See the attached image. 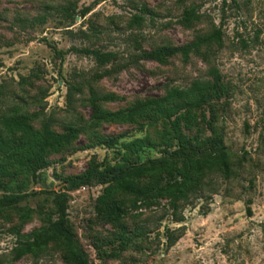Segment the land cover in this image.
I'll return each mask as SVG.
<instances>
[{
	"label": "rangeland",
	"instance_id": "obj_1",
	"mask_svg": "<svg viewBox=\"0 0 264 264\" xmlns=\"http://www.w3.org/2000/svg\"><path fill=\"white\" fill-rule=\"evenodd\" d=\"M85 7L89 10L82 14ZM188 8L199 17L185 25L181 17ZM134 15L143 16L140 24L133 22ZM216 29L218 41L187 57L176 53L156 61L143 56ZM82 49L114 55L100 64ZM212 68L225 89L211 102L215 125L235 163L234 174L224 177L217 165L204 169L176 201L165 195L134 205V193L113 189L109 198L125 209L116 221L100 213L106 203L98 197L106 185L67 189L69 178L117 160L116 150L99 144L98 137L147 136L155 146L141 152L143 159L176 144L150 111L132 121H92L93 101L107 111L128 107L171 87L212 83ZM3 114L26 115L37 130L44 123L56 132L76 127L78 135L47 151L48 165L34 179L12 165L6 177L0 171V181L8 183L0 195L31 194L17 207L0 211L2 264H72L65 241L57 237L14 258L21 242L56 218L54 194L45 191L61 194L65 224L92 264H264V0H0ZM183 115L181 133L194 143L211 135L209 107L190 110V122ZM156 176L163 179L164 173Z\"/></svg>",
	"mask_w": 264,
	"mask_h": 264
},
{
	"label": "trees",
	"instance_id": "obj_2",
	"mask_svg": "<svg viewBox=\"0 0 264 264\" xmlns=\"http://www.w3.org/2000/svg\"><path fill=\"white\" fill-rule=\"evenodd\" d=\"M68 10V8H66ZM89 7L82 9L86 13ZM143 12L147 11L142 7ZM199 17L195 8L185 9L181 22L190 25ZM142 15H134L133 22L140 24ZM221 31L216 29L210 34L198 36L192 42L171 46L163 45L157 49L143 54L144 57L156 61H163L167 56L180 53L187 57L190 52L198 50L202 45L210 41H218ZM85 54H91L100 64L108 62L114 55L112 52L100 50L82 49ZM213 82L206 83L196 80L188 88L171 87L156 98L137 101L135 104L107 111L99 107L93 101L91 119L94 122L102 120L132 121L136 116L150 111L156 120L163 124V133L176 139L174 147L166 146L160 149L158 157L142 158L141 152L147 146H155L147 136L134 137L120 141L124 135H106L98 137L99 144L108 148H114L117 160L104 168L95 164L84 172L67 180L68 190H74L82 186L93 184L106 185L104 193L98 198L106 203V208L100 213L111 221H116L125 213L124 207L117 200L110 199L113 189H121L132 192L135 195L134 205L138 202L152 203L160 196L171 195L176 201L183 197L188 183L194 181L195 176L201 174L204 169H210L217 165L224 177L228 178L235 173V163L230 160V154L224 144L222 131L215 125L216 115L211 102L219 100L225 89L222 77L216 68H212ZM102 99H108L103 96ZM209 107L210 117L207 120V128L211 135L197 137L194 143L191 138L181 133L180 112L184 111L186 122H190L188 112L199 106ZM78 135V128L69 127L67 131L56 132L50 129L48 123H44L40 130L35 129L26 115H0V171L3 177L9 174L7 165H12L15 170H20L25 175L36 178L38 172L48 165L45 155L47 151H57ZM158 172L164 173V178L157 177ZM148 175L154 177L147 183L140 180ZM7 181H0L1 188H7ZM113 185V186H112ZM54 194L53 205L56 218L49 225L33 235L31 240L21 242L15 248L14 258H19L30 253L44 244L50 238H61L66 243L67 254L72 264H92L81 244L75 238L73 232L64 221V207L60 200L61 194L54 191H45ZM30 193L13 191L0 195V211L17 207ZM247 213L251 214L249 203ZM0 264H2L0 262ZM12 264V263H5Z\"/></svg>",
	"mask_w": 264,
	"mask_h": 264
}]
</instances>
